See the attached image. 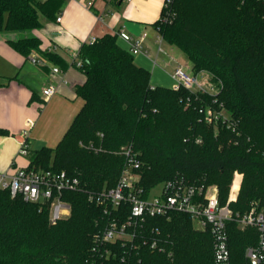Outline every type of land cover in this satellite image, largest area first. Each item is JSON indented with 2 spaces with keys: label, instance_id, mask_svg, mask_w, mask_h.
Masks as SVG:
<instances>
[{
  "label": "trees",
  "instance_id": "obj_1",
  "mask_svg": "<svg viewBox=\"0 0 264 264\" xmlns=\"http://www.w3.org/2000/svg\"><path fill=\"white\" fill-rule=\"evenodd\" d=\"M62 5L63 0H0V34L38 30L43 20L56 19ZM167 13L171 21L164 23ZM154 27L184 55L193 74L208 76L215 93L152 87L149 71L134 63L114 35L81 45L78 70L85 81L75 93L84 104L54 149L27 156V169L64 171L78 179L79 189L63 193L70 213L55 225L46 206L0 190V264H213L211 236L196 230L186 214L148 217L139 225L138 233L156 238L160 252L97 244L111 214L90 196L116 185L126 147L146 191L183 178L216 187L224 205L238 173L231 211L243 214L258 202L264 212V0H165ZM6 43L25 59L33 54L46 64L68 66L58 54L41 51L36 37ZM206 107L223 111L228 122L208 124L199 112ZM227 227L231 261L245 264L244 250L256 244L257 233L234 222Z\"/></svg>",
  "mask_w": 264,
  "mask_h": 264
},
{
  "label": "crops",
  "instance_id": "obj_2",
  "mask_svg": "<svg viewBox=\"0 0 264 264\" xmlns=\"http://www.w3.org/2000/svg\"><path fill=\"white\" fill-rule=\"evenodd\" d=\"M164 1L63 0L56 16L61 17L60 22L56 19L43 20L40 29L24 36L38 38L41 51L58 54L68 64L66 69L45 62L33 64L31 57L39 60L33 54L25 59L15 51L6 52L11 68L3 74L0 72L3 83L0 88V128L7 132V136L0 138V173L11 175L18 169L28 167V157L18 153L23 141H26L29 153L43 147L54 149L61 141L84 104L76 95L75 88L84 83L85 76L73 65V56L90 38L100 39L105 35L117 37L121 29L133 38L144 35L141 52L133 56L137 66L145 70L151 66L153 74L157 67L165 73L170 70L171 75L177 65L191 72L190 64L174 46L163 42L165 53L157 52L158 32L154 23L160 18ZM88 3L91 6H87ZM2 37L6 43L7 39L15 40L21 35L3 34ZM117 43L128 50L129 45L118 37ZM27 62H30L31 68L26 67ZM54 68L59 72L54 74ZM196 75L203 82L209 81L204 73ZM158 76L153 84L150 81L152 87L159 86ZM50 85L55 87L56 92L44 100L41 90ZM173 87H176V83ZM28 122L30 126H27ZM24 131H27V136L22 138Z\"/></svg>",
  "mask_w": 264,
  "mask_h": 264
},
{
  "label": "built area",
  "instance_id": "obj_3",
  "mask_svg": "<svg viewBox=\"0 0 264 264\" xmlns=\"http://www.w3.org/2000/svg\"><path fill=\"white\" fill-rule=\"evenodd\" d=\"M87 6H91L88 3ZM171 13H167L162 21H171ZM57 22L61 17L56 18ZM158 32V31H157ZM117 37L129 45L128 51L131 55L141 52L144 35L138 38L131 37L124 30L117 32ZM96 39L90 38L88 44L94 43ZM163 39L158 33L156 37L157 52L164 54ZM33 64H40L36 57L30 58ZM75 67H81L77 54L73 56ZM54 74L57 68L52 69ZM176 87H182L191 92L211 93L213 86L209 81H201L196 74L188 71L184 66L177 65L171 73ZM56 92L55 87L46 86L41 90L44 100H48ZM204 120L211 125L219 121L228 122L222 111H215L206 107L199 111ZM30 126V123H27ZM27 136V131L22 133V138ZM21 156H28V145L26 141L20 144L18 151ZM125 158V164L118 177L116 185L108 190H103L96 196H90V200L97 206L103 208L105 213L111 214L104 230L96 238L101 245H113L124 248L130 245L134 249L148 247L151 250L162 251L156 238H146L137 231L146 218L161 217L169 219L173 213L186 214L190 217L192 225L196 223L199 231H206L212 238V260L213 264H233L231 261L228 245L227 224L234 222L240 230L254 229L257 233V242L244 250L245 264H264V212L257 204L243 214H233L229 203L236 200L237 191L232 192L226 205H221L216 187H204L188 184L183 178H175L161 185L158 194L150 197V192L139 185V164L131 154V149L126 147L121 153ZM235 175H237L235 173ZM79 189L77 178L69 176L64 171L34 170L21 168L13 174L0 173V190H8L12 198L19 196L23 201L48 209V221L55 225L58 221L65 219L70 213V206L62 199L64 192ZM142 235V236H141ZM139 240L138 243H135ZM107 253V251L105 252Z\"/></svg>",
  "mask_w": 264,
  "mask_h": 264
},
{
  "label": "rangeland",
  "instance_id": "obj_4",
  "mask_svg": "<svg viewBox=\"0 0 264 264\" xmlns=\"http://www.w3.org/2000/svg\"><path fill=\"white\" fill-rule=\"evenodd\" d=\"M4 33H2L0 35V72L1 74H3L2 72H7L8 70H10L11 68V65H10V62L8 60V56L6 55V52L9 50V51H14V50H11V48L7 45V43H5V40L4 38L2 37ZM18 35H21L24 36L25 34H18ZM165 43V42H164ZM163 43V49L165 47ZM13 53V52H12ZM185 59V58H184ZM149 63V62H148ZM150 64V63H149ZM26 67L27 68H31V64L30 62H27L26 63ZM149 72H150V81L152 82V84L154 83L155 80H158L156 79V77L158 76L160 81L159 83H157L159 86H165V87H168V88H173L174 84H175V81L171 78V75L169 74V71L170 70H166V72L168 73H165L163 72L162 70H159V68H155V71H154V74L152 73V69H151V66H149L148 68H146ZM173 72V71H172ZM153 76V77H152ZM152 78H153V81H152ZM199 78V77H198ZM211 93H215V89L212 90ZM223 112V111H222ZM224 113V112H223ZM225 114V113H224ZM237 175H233V178H232V181H231V184H230V188H229V192H228V196H227V199H226V202L224 205L227 204L229 198L231 197L232 195V192H233V187L235 184H238V187L235 186L234 189L235 190H238L240 189V183H241V179H242V175L236 173ZM162 183H159L157 184L156 186H154L152 189H151V192H150V197L158 194L161 190V185ZM214 187V186H212ZM234 193V192H233ZM238 193V192H237ZM236 198H237V195H236ZM258 203V202H257ZM257 203H254V204H257ZM230 205V203H229ZM230 208V207H229ZM231 210V209H230ZM233 213V212H232ZM194 224V227L195 228H198V226L196 225V223H193ZM238 227V226H237ZM239 229V228H238Z\"/></svg>",
  "mask_w": 264,
  "mask_h": 264
}]
</instances>
